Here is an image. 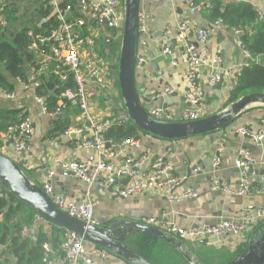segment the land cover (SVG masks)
Masks as SVG:
<instances>
[{"label": "crops", "instance_id": "0c3cea01", "mask_svg": "<svg viewBox=\"0 0 264 264\" xmlns=\"http://www.w3.org/2000/svg\"><path fill=\"white\" fill-rule=\"evenodd\" d=\"M0 1L5 5L13 4L12 6L15 7L17 21L10 25V29L20 28L24 25H29L33 29L37 26L41 27L42 20L37 13L43 0ZM191 1L210 4L214 0H139V12L146 15V30L138 33L139 42L136 50L134 78L138 94L146 100L145 106L149 111L161 107L177 116L190 108V104L184 98L187 90L185 78L187 65L184 61L182 45L175 39L177 25L181 21L188 20L194 27H205L209 30L205 41L208 50L207 59L218 57L217 67L219 69H236L239 65L243 67L249 63L248 59L251 60L250 56L246 58L244 47L236 42V35L232 29L226 27L212 29L213 20L209 18L206 11L208 8L192 11L189 8ZM218 1L222 6L231 3H248L256 12L260 11L262 18L258 16L253 23L244 28L249 37L256 33L260 22H264L263 0ZM24 14L29 16L25 23L21 22ZM4 22L3 17L2 23ZM240 36L237 37L238 40ZM103 37L107 41L105 44L119 40L112 34H105ZM189 38L191 42L195 43L194 33L189 34ZM167 40L170 42L171 53L164 52ZM143 43L146 45H142ZM144 49L148 50L152 57L146 55ZM143 56L146 58L144 59ZM29 64L26 62L24 65L26 78L29 75ZM209 70V66H200L199 68L201 87L207 102L206 115L216 113L226 106L229 91L237 79L234 75L224 76L221 81L210 87L206 82ZM10 81L14 85L13 90L17 96L14 100L0 97V109L21 108L23 112H26V115L33 118V133L29 148L24 151V156L14 152L10 145H6L7 142L4 143V148L0 151L16 160L33 183L40 185L46 172L53 170L55 174L53 186L57 194L76 201L90 197L94 201L93 218L99 225L112 218L140 221L142 217L153 216L164 217L183 228L201 227L216 223L222 218L236 219L244 209L264 206V191H261L264 184V138L259 145H256L252 138L236 131L238 127L244 126L253 133L258 131L264 133V106L247 108L232 123L211 133L171 141L150 134H142L138 146H126L127 152L131 155H136L145 148L150 149L154 155L164 154L172 164L169 174L185 177L180 181L176 191L183 192L187 189H194L198 192L196 197L176 202L169 201L154 191H143L131 197H115L114 193L101 189L102 186L106 187L107 185L96 184L89 188L75 175L60 169L55 161L57 157L91 161L97 158V154L93 150L77 149L75 147L77 135L60 134L48 137L50 118L40 113V107L34 102L30 91L22 89L17 79H10ZM166 86L171 87L173 91L169 94L159 95ZM113 94H117L122 103L116 84L110 100L105 101L102 97L91 99L90 112L94 117L100 119L117 115L111 101ZM68 115L72 127L81 124L82 117L76 108H68ZM241 149H247L249 152L251 168L248 167V169L249 179L252 183L251 190L248 193L234 195L210 189L212 160L216 154L220 158L216 175L220 179L221 185L230 189L238 187L241 170L234 165V159L239 155ZM114 161L118 163L121 159L115 157ZM187 167H193L188 175H186ZM196 168L199 171H195ZM124 179L126 178L119 179L118 182H124ZM16 219H20V215ZM263 223L264 220L258 226L243 231L238 236H228L208 246L183 241L189 247L186 248L184 244V248L190 249L191 256L202 264H225L237 254L240 248L247 247L250 237ZM53 225L35 214L30 225L22 229L21 235H28L35 239L39 233L46 234L48 241L45 243L47 248L44 255L53 264H62V253L57 241L59 235L52 230ZM84 249L80 264H130L110 252L107 253V256L102 257L101 249L86 241ZM5 257L6 248H0V264L15 263V258L10 255L4 262Z\"/></svg>", "mask_w": 264, "mask_h": 264}, {"label": "built area", "instance_id": "2783aa9c", "mask_svg": "<svg viewBox=\"0 0 264 264\" xmlns=\"http://www.w3.org/2000/svg\"><path fill=\"white\" fill-rule=\"evenodd\" d=\"M51 6L55 23L47 24L43 30L27 31L30 37L28 46L32 55L29 62V75L25 79L16 78L21 88L31 92L33 100L40 107V113L49 118L61 113L66 108H76L81 117L80 125L70 127L65 135H77L75 147L81 150H93L97 154L95 160L81 161L77 159L56 158L60 169L72 172L73 175L83 181L89 188L98 185H108L119 179L128 178L125 184H117L115 193L121 197H131L143 191H154L169 201H183L194 198L198 192L187 189L177 192V186L184 176H173L169 172L172 164L165 158L164 154H152L150 149L145 148L136 155L127 152L126 146H138L140 139L124 138L114 140L104 134V130L115 120H128L126 113L112 115L106 118H96L90 112V101L94 97H102L105 101L110 100L115 84L117 72L111 62L104 58L105 49L102 38L105 34H112L120 40L122 29L123 6L122 0H46ZM264 3V0H263ZM62 5V7H61ZM210 4L204 2L189 3L192 11L209 8ZM2 7H0V11ZM262 18L260 11H257ZM146 15L138 11V33L145 32ZM3 17L0 15V20ZM225 27L220 19L212 23V29ZM227 28V27H226ZM238 40L242 34L241 28H232ZM195 36V43L190 41L189 34ZM209 30L205 27H194L188 20H183L177 25L175 39L178 40L183 49L184 61L187 68L185 72L187 90L184 98L190 104L179 115L171 111L157 107L148 110L151 116L166 121H186L201 118L206 115L207 102L203 93L199 68L209 66L210 70L206 79L208 86L213 87L221 81L224 76L240 75L242 65L236 69L221 70L217 67L219 59L213 57L208 60V50L205 41ZM164 52L171 53L170 42L166 41ZM246 58L249 54L244 50ZM53 75L57 86L65 85L56 100L54 111H49L48 103L43 94L37 89L41 85L42 77ZM173 91L171 87H164L159 93L169 94ZM17 93L13 90L8 92L0 90V97L14 100ZM66 107V108H65ZM33 118L26 115L18 122L8 125L4 133L0 134L3 141L10 145L14 152L26 151L33 133ZM241 135L249 136L256 145L264 138V133L258 131L253 133L244 126L236 129ZM4 145V144H3ZM0 147V150L4 146ZM169 151V149H166ZM115 157H120L118 163ZM220 163L219 155L216 154L212 160L210 189L221 190L241 195L248 193L252 188L249 179L250 158L247 149H241L234 159V165L241 171L240 182L236 189H230L221 185L216 175ZM264 167V163H263ZM195 171H199L198 168ZM54 171L48 170L41 179L40 186L50 197L51 201L61 210L78 219L97 224L93 218L94 201L90 197L82 200H69L54 191ZM264 191V184L261 187ZM264 220V206L259 208H247L240 212L236 219H220V221L203 225L201 227L183 228L164 217H142L141 223L156 227L165 234L175 237L179 241L212 245L228 236H238L243 231L258 226ZM85 240L82 236L65 230L60 243L62 253V264H80L84 254ZM6 248V244L0 245ZM43 248L47 245L44 243ZM101 256H107L109 252L100 250ZM46 264H53L51 260Z\"/></svg>", "mask_w": 264, "mask_h": 264}, {"label": "trees", "instance_id": "16d2710c", "mask_svg": "<svg viewBox=\"0 0 264 264\" xmlns=\"http://www.w3.org/2000/svg\"><path fill=\"white\" fill-rule=\"evenodd\" d=\"M70 1L73 3L74 0ZM210 4V7L206 10L210 16L209 18H212L213 21L220 19L224 26L229 29H242V35L239 40L244 50L251 57L249 63L241 68L240 75L232 84L226 105L246 93L264 92V22L261 21L256 28V33L249 37L245 33L244 28L253 23L258 17L257 12L250 4L231 3L222 6L218 0H214ZM12 5H5L0 1V7H2L0 11L1 17L5 19L4 23L0 20V90L8 92L14 89L10 79H25L24 65L26 62H32L33 60L28 50L30 37L27 34L31 26L24 25L20 28L10 29V25L17 21L16 10ZM38 10L37 14L42 21L41 27H35V31L43 30L48 27L47 24L55 23L51 6L48 5L46 0L42 1ZM102 41V45L106 49L104 58L113 63L112 67L116 71L119 40L116 42L111 41L107 44H105L107 42L106 39ZM257 59H260V61H257ZM41 82L37 92L44 95L49 111H54L58 95L65 85L57 86V81L53 75H49L47 78L42 77ZM116 89L119 92L118 81L116 82ZM122 108L124 109V106ZM25 116L26 112H23L21 108L0 109V134L5 132L8 125L20 121ZM69 127L72 126L68 108H66L61 113L50 118V128L47 136L54 137L65 134ZM104 134L114 140H121L124 138L140 139L142 134L148 133L137 129L128 119L126 121H112L110 126L104 130ZM4 143L5 141L0 137V147ZM35 214V211L19 202L1 187L0 245L6 244L4 262L9 255L15 258L14 264H46V261L49 260L44 255L45 249L43 248V244L48 241L46 234L39 233L35 239L28 235H21L22 229L30 225ZM18 215H20V219H16ZM52 230L58 233L60 239L58 238L57 241L60 245L65 230L55 225H53ZM124 245L150 264H188L174 247L150 234L133 232L127 236ZM185 247L189 248L186 243ZM245 249L246 246L240 248L237 254L244 252Z\"/></svg>", "mask_w": 264, "mask_h": 264}, {"label": "water", "instance_id": "95a60500", "mask_svg": "<svg viewBox=\"0 0 264 264\" xmlns=\"http://www.w3.org/2000/svg\"><path fill=\"white\" fill-rule=\"evenodd\" d=\"M122 6V29L116 69L117 81L125 113L137 129L164 140H179L211 133L232 123L247 108L264 106V92H249L228 103L222 110L194 120L166 121L151 116L148 109L142 104L134 78L136 50L139 42L137 30L139 0H122ZM144 53L152 57L148 50L144 49ZM143 58L146 57L143 56ZM18 154L25 155L24 151H20ZM192 168L187 167L186 175L190 174ZM250 168L251 166H249ZM67 172L73 175L72 172ZM127 182L128 178L124 179V182L117 181L106 187L102 186L101 189L119 197L115 193L114 186ZM0 186L49 223L82 236L94 247L110 252L130 264H150L124 245L127 236L133 232H142L158 237L171 244L189 264H202L191 256L190 249L184 248L183 241L138 220L112 218L99 225L69 215L51 201L40 185L30 181L16 160L1 151ZM225 264H264V223L252 234L245 251L236 254Z\"/></svg>", "mask_w": 264, "mask_h": 264}, {"label": "rangeland", "instance_id": "374dc122", "mask_svg": "<svg viewBox=\"0 0 264 264\" xmlns=\"http://www.w3.org/2000/svg\"><path fill=\"white\" fill-rule=\"evenodd\" d=\"M29 18V16H27L26 14H24V16H23V18L21 19V22H27V19ZM17 25H19V24H17ZM29 26V25H28ZM0 68H1V66H0ZM140 96V95H139ZM140 99H141V101H142V104L144 105V107H146L145 106V101L143 100V98L140 96ZM112 103H113V106L115 107V111H117L119 114H124V109L122 108V103H121V101H120V99L118 98V96H117V94H113V98H112ZM147 108V107H146ZM114 111V112H115Z\"/></svg>", "mask_w": 264, "mask_h": 264}, {"label": "bare ground", "instance_id": "6f19581e", "mask_svg": "<svg viewBox=\"0 0 264 264\" xmlns=\"http://www.w3.org/2000/svg\"><path fill=\"white\" fill-rule=\"evenodd\" d=\"M0 15H1V12H0Z\"/></svg>", "mask_w": 264, "mask_h": 264}, {"label": "flooded vegetation", "instance_id": "af4514ba", "mask_svg": "<svg viewBox=\"0 0 264 264\" xmlns=\"http://www.w3.org/2000/svg\"><path fill=\"white\" fill-rule=\"evenodd\" d=\"M120 41V40H119Z\"/></svg>", "mask_w": 264, "mask_h": 264}]
</instances>
